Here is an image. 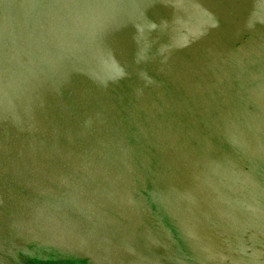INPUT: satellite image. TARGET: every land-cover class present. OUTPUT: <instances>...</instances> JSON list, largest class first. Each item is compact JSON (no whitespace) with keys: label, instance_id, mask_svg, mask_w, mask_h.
<instances>
[{"label":"water","instance_id":"obj_1","mask_svg":"<svg viewBox=\"0 0 264 264\" xmlns=\"http://www.w3.org/2000/svg\"><path fill=\"white\" fill-rule=\"evenodd\" d=\"M0 264H264V0H0Z\"/></svg>","mask_w":264,"mask_h":264}]
</instances>
